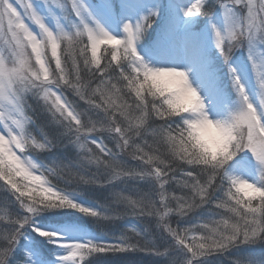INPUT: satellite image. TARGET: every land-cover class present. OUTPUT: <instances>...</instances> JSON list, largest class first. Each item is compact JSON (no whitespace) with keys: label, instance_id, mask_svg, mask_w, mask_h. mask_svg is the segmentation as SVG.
Segmentation results:
<instances>
[{"label":"clouds","instance_id":"1","mask_svg":"<svg viewBox=\"0 0 264 264\" xmlns=\"http://www.w3.org/2000/svg\"><path fill=\"white\" fill-rule=\"evenodd\" d=\"M16 3L23 16L0 0V253L11 252L0 264H11L29 231L71 241L39 226L40 217L62 211L95 224L133 221L121 232L125 251L151 247L162 264H256L231 254L264 245V55L255 52L264 46V0H228L235 10L213 30L226 63L254 50L257 85L253 97L236 75V105L215 118L186 72L151 66L140 54L150 27L119 37L82 16L56 20L53 29L46 17L32 18L29 0ZM117 64L131 68L130 79L112 74ZM48 128L72 149L71 160L44 159L60 146ZM245 152L258 166L254 180L233 171ZM128 184L133 191L121 187ZM89 189L106 190L105 201L85 203ZM15 223L21 227L12 231ZM63 248L64 264L93 251Z\"/></svg>","mask_w":264,"mask_h":264},{"label":"rangeland","instance_id":"2","mask_svg":"<svg viewBox=\"0 0 264 264\" xmlns=\"http://www.w3.org/2000/svg\"><path fill=\"white\" fill-rule=\"evenodd\" d=\"M12 2L15 4L16 0H12ZM195 2L196 0H84L95 20L99 21L113 35L119 37L124 35V24L135 25L144 16L157 12L158 16L154 18V23L151 25L154 29L152 35L146 34L138 46L140 54L151 66L174 68L186 72L191 83L199 90L208 105L211 115L214 118L223 117L229 109L235 107L237 102L231 69L236 70L250 94L255 97L257 85L251 69L249 50L245 48L237 51L231 61L227 63L224 61L221 65L215 66L216 56H220V53L215 46L213 25L221 30L224 29L223 9L219 5V0H206L211 15L188 19L185 17L184 11ZM235 7L236 10H239V6ZM37 8L40 14L47 18L48 25L53 29L55 20L52 18V14L63 22V15L59 9L53 8L50 14L48 8L39 2H37ZM18 10L23 12L22 8ZM28 23L34 31H38L36 25ZM166 44H170L179 53H190L191 64L181 63L172 56L168 59L166 56L168 53L170 55V52ZM261 51H264V46ZM220 71L223 77L227 78V88L231 94L222 89L221 85V87L219 86ZM233 171L254 180L258 175V166L251 153L245 152L233 162ZM48 218L60 219L56 215L48 216ZM39 226L44 230L55 228L65 230L67 233L78 232L90 239L99 240L96 233L75 223H39ZM32 233L34 239L27 236L16 250L24 257L25 264L26 262L28 264H58L57 255L60 253L57 247L35 232ZM26 253L31 255V261L27 259Z\"/></svg>","mask_w":264,"mask_h":264},{"label":"snow or ice","instance_id":"3","mask_svg":"<svg viewBox=\"0 0 264 264\" xmlns=\"http://www.w3.org/2000/svg\"><path fill=\"white\" fill-rule=\"evenodd\" d=\"M37 2L43 4L46 8H48L50 14L52 13L53 8H57L60 10L64 18H70L72 20L79 21L83 16V18L88 21H96L93 16V13L90 11L89 7L84 3V0H74V3L71 7H66L65 5L59 3V0H50V2L49 0H29V3L31 4V8H32V18L34 20H39L41 17H45L40 14L37 8ZM219 5L223 9L224 18H227L235 10L234 6L226 2V0H219ZM10 6L14 9V11H16L21 16L24 15V8H22L19 4L17 3L14 4L12 0H10ZM20 8L23 9V12L18 10ZM193 9H195V11H193ZM201 14L205 16L211 15V11L208 9L207 4H205L204 0H196V2L191 5V7H189L184 11V15L188 19H193L197 16H200ZM157 16H158L157 12H152L150 15L144 16L142 20L137 22L135 25L131 23H126L123 25V31L127 33H131L133 29H135L136 31H142L146 27H151L154 18ZM52 18L55 21L60 20V18L56 17L54 14H52ZM214 29H215V25H213V30ZM255 52L256 54L264 55V51H261L259 49H256ZM253 54H254V50L250 48L249 49L250 61ZM131 71H132L131 68H123L118 64L114 65V67L111 69V72L114 76H117L126 81L130 79L129 73ZM231 72L234 73L233 76L234 79L235 76L238 74L234 68L231 69ZM61 140L62 137H57V143H60ZM105 219H107V217H105ZM112 219L114 221L115 217H113ZM20 227L21 225L19 223H15L11 230L15 231V229H18ZM130 230H132V226H130L129 229L126 231H130ZM32 232H35L37 235L41 236L39 231H32ZM63 232L66 231L63 230ZM70 234L73 236V239L71 241H66L63 237H61L59 241H53L48 239L47 237L41 236L44 239H46L49 243L55 245L59 250L60 254L57 255L58 264H64L62 257L67 255V253L63 248V245L65 243L83 244L86 247L93 249V251H91L88 254L77 256L76 257L77 264H89V261H96V264H103V262L107 258H109L108 254L114 255L117 253H127L125 249L128 246V237L124 234L115 237L114 240L111 242L90 239L87 236H84L78 232H71ZM143 251L153 255L156 254V250L151 247H145ZM10 254H11L10 249H4L3 253H0V255H4V256H8ZM26 256L27 259L31 261V255L26 253Z\"/></svg>","mask_w":264,"mask_h":264},{"label":"trees","instance_id":"4","mask_svg":"<svg viewBox=\"0 0 264 264\" xmlns=\"http://www.w3.org/2000/svg\"><path fill=\"white\" fill-rule=\"evenodd\" d=\"M153 30L154 29L150 27L147 30L146 34H148V36L150 34L152 35ZM224 61L225 60L223 59L221 55L216 56L215 64L219 66ZM219 74H220V76L218 77L219 86L221 85L222 87L221 86L220 87L222 89H224L229 94H231L229 89L227 88L228 84H227L226 76L223 77V75L221 74V71L219 72ZM66 95H68L70 100H73L74 102L77 101V98L72 96L71 93H66ZM80 103L82 104V102ZM40 121L41 123H43L44 117H40ZM47 131L53 137H57L56 129L48 128ZM63 144H64V141L61 140L59 143L60 146L56 150H54L53 153L44 157V159L50 160V159L55 158V159H61L65 161L71 160L74 156V153L71 148L63 147ZM109 146H111V144ZM121 187H124L126 192H131L134 190L135 185L128 184L127 186H121ZM106 196H107L106 190L89 189L86 191L82 199L87 204H96L98 202H101V203L104 202L106 199ZM52 215H56L60 219L56 220L55 218H48V216H52ZM56 222H59L60 224H63L66 222L79 224L93 231L94 233H96L97 237L99 238V241H110V242L113 241L115 237H118L121 235V232L124 230L125 226L133 223V221L131 220H126L123 222L121 221L105 222V223L98 225V224L93 223L87 217L82 216L81 214L77 212H72V211L49 213L39 218V223L41 224H56ZM27 236L31 238L32 240L34 239V235L31 231L27 233ZM108 255H109V258H107L103 262V264H162V262L159 261L155 255L149 254L148 252H144V251L133 252V253H117L114 255L113 254H108ZM231 255L233 257L235 256L247 257V258H250L252 261L256 262V264H259V262H264V245L241 247L240 249L234 251ZM11 264H25V259L19 253L15 252L13 259L11 261ZM89 264H96V261H89ZM216 264H230V262L226 258H219Z\"/></svg>","mask_w":264,"mask_h":264},{"label":"bare ground","instance_id":"5","mask_svg":"<svg viewBox=\"0 0 264 264\" xmlns=\"http://www.w3.org/2000/svg\"><path fill=\"white\" fill-rule=\"evenodd\" d=\"M176 51V50H175ZM176 58L178 59V61L179 62H181V63H186L187 61V58H186V56H183V54H181V53H176ZM175 66H177V65H175ZM178 67V66H177Z\"/></svg>","mask_w":264,"mask_h":264}]
</instances>
